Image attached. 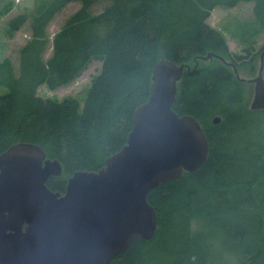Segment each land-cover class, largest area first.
I'll list each match as a JSON object with an SVG mask.
<instances>
[{
	"label": "trees",
	"instance_id": "1",
	"mask_svg": "<svg viewBox=\"0 0 264 264\" xmlns=\"http://www.w3.org/2000/svg\"><path fill=\"white\" fill-rule=\"evenodd\" d=\"M105 1L102 11H93ZM71 2H79V9L51 38L50 23ZM241 2H254L264 24V0H33L30 11L5 23L8 39L28 21L31 35L17 61L0 59V85L7 87L0 94V154L18 142L40 145L62 163V175L47 182L62 194L69 176L99 170L126 144L134 112L149 98L157 62L199 63L178 83L173 108L204 127L206 162L149 193L158 218L154 236L136 240L112 264H264V109L245 105L247 82L231 65L216 56L202 59L212 53L237 68L255 69L264 50L256 54L255 37L264 25H241L240 39L248 45L242 56L208 23L215 7ZM15 5L0 0V17ZM93 61L102 68L82 102L38 94L41 85H69Z\"/></svg>",
	"mask_w": 264,
	"mask_h": 264
},
{
	"label": "water",
	"instance_id": "2",
	"mask_svg": "<svg viewBox=\"0 0 264 264\" xmlns=\"http://www.w3.org/2000/svg\"><path fill=\"white\" fill-rule=\"evenodd\" d=\"M216 56L209 53L203 60ZM163 58L153 70L148 100L133 116L126 144L97 171L68 177L65 193L47 182L62 163L38 144L18 142L0 154V264H112L133 242L151 239L158 225L149 193L184 171L199 169L209 140L193 115L173 108L178 83L198 66ZM264 50L250 108L264 109ZM220 117L214 118L216 124Z\"/></svg>",
	"mask_w": 264,
	"mask_h": 264
},
{
	"label": "rangeland",
	"instance_id": "3",
	"mask_svg": "<svg viewBox=\"0 0 264 264\" xmlns=\"http://www.w3.org/2000/svg\"><path fill=\"white\" fill-rule=\"evenodd\" d=\"M107 2H99L93 6L94 12H100L104 8ZM33 7V0H16V5L13 11L4 17H0V59L9 55L12 56L15 61L18 58V52L20 48L29 39L31 32L28 23L18 32H16L13 39H8L4 35V26L6 21L18 14L20 12L30 11ZM79 2L69 3L60 13H58L53 21L48 27V34L52 38L54 34L63 26L67 18L73 14L77 9H79ZM254 2H241L235 7H215L210 17L208 18V23L214 28L220 30L225 34L227 43L230 50L237 52L239 55L245 56V49L248 48L246 43H243L240 39V33L242 32L241 25L243 23L255 22L260 25H264L259 22L255 11ZM255 52L260 54L261 49L264 47V31H261L255 37ZM52 47L47 50L46 56L51 54ZM209 62V61H206ZM256 67L252 69L248 66H242L238 68V74L241 78L246 81V91L244 92V103L247 107L251 106L254 96V83L249 82L248 79L253 78L257 75L259 68L261 66V54L256 58ZM17 63V62H16ZM102 64L99 61H93L88 65V67L83 71V73L76 78L72 83L67 86L60 87L58 89H49L47 85H41L38 88V94L44 98H53L58 100H63L68 97H76L81 102L83 101V96L86 95L92 80L101 71ZM264 72V70H263ZM249 82V83H248ZM7 91V87L0 85V94ZM82 105V103H81Z\"/></svg>",
	"mask_w": 264,
	"mask_h": 264
},
{
	"label": "bare ground",
	"instance_id": "4",
	"mask_svg": "<svg viewBox=\"0 0 264 264\" xmlns=\"http://www.w3.org/2000/svg\"><path fill=\"white\" fill-rule=\"evenodd\" d=\"M51 2V1H50ZM63 2V1H62ZM57 3H58V1H57ZM234 3V2H233ZM228 4V3H227ZM257 4V3H256ZM260 5V4H259ZM49 6H50V4H49ZM205 6V5H204ZM11 7V6H10ZM60 7V6H59ZM38 10V9H37ZM59 10V9H58ZM43 11V10H42ZM46 12V11H45ZM202 12V11H201ZM83 14V13H82ZM21 15V14H20ZM47 15V14H46ZM205 15V14H204ZM75 16V15H74ZM73 16V17H74ZM19 19V18H18ZM71 20V19H70ZM73 20V19H72ZM72 26V25H71ZM66 29V28H65ZM69 30V29H68ZM39 31V30H38ZM42 31V30H41ZM40 35V34H39ZM58 36V35H57ZM36 41V40H35ZM57 41V40H56ZM59 43V42H58ZM219 49H220V47H219ZM26 50V49H25ZM56 50V49H55ZM195 55V54H194ZM57 58V57H56ZM54 61V60H53ZM192 61V60H191ZM23 66V65H22ZM152 69V68H151ZM15 79V78H14ZM149 87H150V85H149ZM77 105V104H76ZM209 120V119H208ZM208 124V123H207ZM49 153V152H48Z\"/></svg>",
	"mask_w": 264,
	"mask_h": 264
},
{
	"label": "flooded vegetation",
	"instance_id": "5",
	"mask_svg": "<svg viewBox=\"0 0 264 264\" xmlns=\"http://www.w3.org/2000/svg\"><path fill=\"white\" fill-rule=\"evenodd\" d=\"M234 70V69H233Z\"/></svg>",
	"mask_w": 264,
	"mask_h": 264
}]
</instances>
